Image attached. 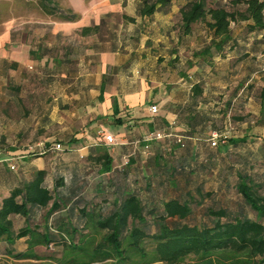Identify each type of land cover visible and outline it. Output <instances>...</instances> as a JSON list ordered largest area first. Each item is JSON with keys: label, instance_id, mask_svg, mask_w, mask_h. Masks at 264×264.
<instances>
[{"label": "crops", "instance_id": "1", "mask_svg": "<svg viewBox=\"0 0 264 264\" xmlns=\"http://www.w3.org/2000/svg\"><path fill=\"white\" fill-rule=\"evenodd\" d=\"M75 1L69 9L75 19L54 22L51 42L27 25L0 36V202L19 183L44 171L48 189L63 181L58 192L69 202L52 219H70L78 228L81 207L71 206L76 200L94 214L131 194L144 202H189L192 211L195 204L202 207L204 191L214 185L208 178H221L224 154L207 141L227 127L218 125L219 103L230 102L224 91L237 77L248 89L255 78H264V50L249 48L238 56L231 31L221 52L212 49L204 59L195 55L202 49L194 48L191 57H184L190 34L180 27L174 37L171 18L178 3L174 18L181 25L179 9L187 0L174 1L150 18L138 15L139 0L131 12L121 0L87 6ZM118 14L120 25L109 22ZM85 28L90 33L84 35ZM185 63L190 71H183ZM32 67L35 71L28 72ZM258 104L261 113L259 99ZM48 130L68 144L64 153H56L62 164L46 167L26 160L19 177H13L11 155L26 159L21 146ZM104 153L111 159L109 171L97 162ZM11 221L15 232L25 225L20 216ZM27 246L26 238L11 247L0 242V264L35 263L6 255L9 249L23 253Z\"/></svg>", "mask_w": 264, "mask_h": 264}, {"label": "trees", "instance_id": "2", "mask_svg": "<svg viewBox=\"0 0 264 264\" xmlns=\"http://www.w3.org/2000/svg\"><path fill=\"white\" fill-rule=\"evenodd\" d=\"M174 1L179 0H139L138 15L150 18L156 12H166ZM229 4L228 8L218 2L212 5L208 0H187L186 5L179 9L183 34H191L194 25L202 24L212 36L210 43L196 56L209 57L212 49L221 52L231 41V24L246 22L250 32L264 36V0H231ZM36 6L44 15L61 21L75 19L71 11L61 8L56 0H38ZM90 31V28H85L82 33L86 35ZM258 99L264 115V87L259 91ZM215 132L220 135L226 133ZM245 141L243 138H231L228 143L238 146ZM97 162L101 163L103 171H109L111 159L107 153L98 157ZM45 176L44 171L35 172L30 180L19 183L0 202V242L5 241L11 247L15 240L27 239L25 252L6 251V255L16 261H49L51 264H264V191L262 185L245 170H239L235 175V190L243 207L238 211L208 209L210 225L201 226L185 223L193 212L189 202H144L134 194L120 203L111 204L110 208L106 204L101 206L97 214L89 213L83 203L76 200L71 206L81 207L78 210V222L83 223L81 228L65 218H57L50 225L52 215L67 207L69 202L64 194L58 192L63 181L57 180L53 190L48 189ZM245 208L254 217H249ZM40 212H44L42 230L33 224ZM12 216L25 220L24 227L16 232ZM50 246H54L57 254L44 257L36 253V247L47 249Z\"/></svg>", "mask_w": 264, "mask_h": 264}, {"label": "rangeland", "instance_id": "3", "mask_svg": "<svg viewBox=\"0 0 264 264\" xmlns=\"http://www.w3.org/2000/svg\"><path fill=\"white\" fill-rule=\"evenodd\" d=\"M58 5L69 10L71 4H74L75 0H56ZM87 6L90 3L99 4L102 0H82ZM119 1V0H118ZM123 8L132 11V4H135L136 0H121ZM231 0H208L210 4L220 3L229 8ZM38 0H0V36L8 31H19L24 26H32V34L44 35L48 42H51L52 36H54L53 23L61 22V20L44 15L37 8ZM177 4L174 3V13L177 9ZM174 13L171 18V33L175 37L177 36L180 29V23L174 18ZM159 17L163 16L158 13ZM158 17V18H159ZM109 22L116 23L120 25L121 17L120 15H114L110 17ZM163 21L161 20V23ZM232 35L237 38L238 43H236V52L240 56L243 54L245 49L251 48L253 51L259 52V50H264V36L258 32H250L246 22H240L237 24H231ZM262 38H259V36ZM209 33L202 24L194 25L192 28V33L188 37L185 43V51L183 53L184 57H191L193 54V49L201 50L209 44ZM234 48V47H231ZM188 53V54H187ZM207 57H204L206 59ZM28 72H34L35 67L31 69L27 68ZM191 70V67L185 63L183 71ZM236 72V71H235ZM212 78V77H211ZM224 77L220 76V83ZM240 77L233 80L234 83L230 85L224 92L226 94V100H230L227 104L220 101L218 109L221 110L218 114V125L222 126L223 123L227 126L226 130H220L224 133L226 138L222 137L219 139L218 149H221L224 156L220 157V170L221 178L217 181L208 178V183H214L213 186L208 188V193L204 191V194H209V196H204L202 201V207L199 205L193 206V212L191 217L185 221L189 225L197 224L199 226L203 224L210 225V219L207 217L208 209H231L238 211L243 207V203L240 197L237 195L235 190L236 176L234 170H245L252 177L262 185V191H264V115L259 111L258 107V93L259 89L264 86V78H255L253 81L252 89H248L244 84H238ZM222 81V82H221ZM252 84V83H251ZM223 91V90H222ZM248 91V94L246 92ZM236 99H232V96ZM247 96V98H245ZM225 106V107H224ZM43 136L38 139H32L29 142H25L22 147V152L26 156V159L21 158L22 155H11V160L8 161L14 169H10L13 177H19L21 172V164L26 160H30L32 164H41L47 167V165L52 162H56L57 165L62 164L63 160L60 159V155L46 153L44 155L38 154L37 144L45 143L51 145L53 143H61L64 147L68 144L58 137L52 136V130L44 131ZM244 135L246 141L238 146L229 145L228 140L231 138L239 137ZM66 150V148H65ZM64 153V151H63ZM61 153V154H63ZM9 157V156H8ZM10 158V157H9ZM218 183V185H215ZM3 195V194H1ZM0 195V197H2ZM200 204V205H201ZM245 213L249 217H254V214L245 208ZM44 212H40L38 218L33 222V224L38 225L43 228ZM54 220L50 219V225H52ZM16 223L21 225V219H17ZM54 246H50L47 249L40 248L36 249V253L39 256H52L56 253ZM49 261H43L42 263L35 262L33 264H48ZM53 263V261H52ZM21 264H29L22 262ZM51 264V263H50ZM102 264H111L109 262Z\"/></svg>", "mask_w": 264, "mask_h": 264}, {"label": "built area", "instance_id": "4", "mask_svg": "<svg viewBox=\"0 0 264 264\" xmlns=\"http://www.w3.org/2000/svg\"><path fill=\"white\" fill-rule=\"evenodd\" d=\"M150 109H151V112L152 113H155L157 111V108L155 106H152ZM221 137L223 139L226 138L225 134H221L220 135V134H218L216 132H212L210 134V137H209V140H208L210 146L213 147V148L218 147L219 139ZM107 140L110 143L113 141L112 138H107ZM36 147L38 149V154L39 155H43V154H46L48 152L56 153V152H63V151H65V147L62 144H60V143H54V144H51V145L47 146L45 143H42L41 142V143L37 144ZM10 168L12 170L14 169L13 166H11Z\"/></svg>", "mask_w": 264, "mask_h": 264}]
</instances>
